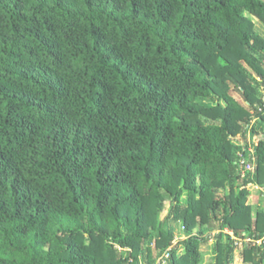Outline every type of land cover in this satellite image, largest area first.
Masks as SVG:
<instances>
[{
    "label": "trees",
    "instance_id": "1",
    "mask_svg": "<svg viewBox=\"0 0 264 264\" xmlns=\"http://www.w3.org/2000/svg\"><path fill=\"white\" fill-rule=\"evenodd\" d=\"M252 17L264 0H0V264H200L209 240L264 264Z\"/></svg>",
    "mask_w": 264,
    "mask_h": 264
},
{
    "label": "rangeland",
    "instance_id": "2",
    "mask_svg": "<svg viewBox=\"0 0 264 264\" xmlns=\"http://www.w3.org/2000/svg\"><path fill=\"white\" fill-rule=\"evenodd\" d=\"M253 21L255 22V28L256 30H258V32L264 36V27L258 23L256 21L255 18H253ZM261 92V91H260ZM231 95L233 96V98H235L237 101L241 102L242 103V98L241 96L239 95V93L235 90H231L230 91ZM237 138H239V136H237ZM254 136L253 135H249L248 134V140L251 142V150L253 148V142H254ZM241 139V137H240ZM256 139V138H255ZM240 142V140H239ZM222 192H226V190H223ZM181 200L182 201H185V195H183L181 197ZM248 202L252 205L253 207V211L258 207L260 208H264V190L261 189V188H258L256 186L254 187H250L249 188V194H248ZM168 208V205L166 204V207H165V210L162 211L159 215L160 217V220H162L165 216V213H166V210ZM163 228L165 230H168L170 229L174 235V240H173V245L177 247V252L178 253H183L184 251V248H183V245H181L179 243L180 240H183L185 238L184 234H183V226L181 224V222H173V223H166ZM211 244H212V241L209 240L206 244H202L200 245L199 247V250L201 252V260H200V264H213V259H214V255L212 254V251H211ZM239 246V245H238ZM155 256H157L156 254V251H154ZM165 262H163L162 264H164ZM232 264H245L241 258L239 257V254H238V250H236L234 252V259H233V262Z\"/></svg>",
    "mask_w": 264,
    "mask_h": 264
},
{
    "label": "built area",
    "instance_id": "3",
    "mask_svg": "<svg viewBox=\"0 0 264 264\" xmlns=\"http://www.w3.org/2000/svg\"><path fill=\"white\" fill-rule=\"evenodd\" d=\"M165 256H167V254Z\"/></svg>",
    "mask_w": 264,
    "mask_h": 264
}]
</instances>
